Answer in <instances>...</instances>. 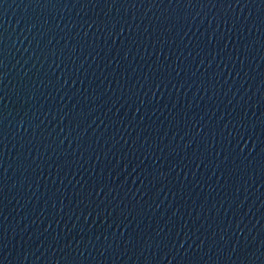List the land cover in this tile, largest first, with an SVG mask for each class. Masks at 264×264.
I'll use <instances>...</instances> for the list:
<instances>
[{"label": "water", "instance_id": "1", "mask_svg": "<svg viewBox=\"0 0 264 264\" xmlns=\"http://www.w3.org/2000/svg\"><path fill=\"white\" fill-rule=\"evenodd\" d=\"M0 264H264V0H0Z\"/></svg>", "mask_w": 264, "mask_h": 264}]
</instances>
